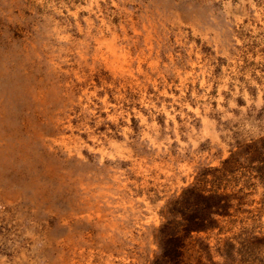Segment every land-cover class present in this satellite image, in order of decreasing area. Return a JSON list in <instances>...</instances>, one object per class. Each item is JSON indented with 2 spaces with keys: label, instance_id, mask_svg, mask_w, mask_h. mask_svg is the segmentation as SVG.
Wrapping results in <instances>:
<instances>
[{
  "label": "rangeland",
  "instance_id": "obj_1",
  "mask_svg": "<svg viewBox=\"0 0 264 264\" xmlns=\"http://www.w3.org/2000/svg\"><path fill=\"white\" fill-rule=\"evenodd\" d=\"M0 264H264V0H0Z\"/></svg>",
  "mask_w": 264,
  "mask_h": 264
}]
</instances>
